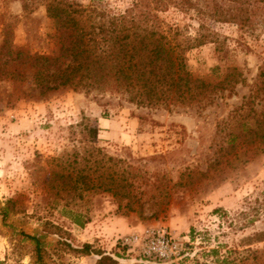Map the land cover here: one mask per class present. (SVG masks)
I'll return each instance as SVG.
<instances>
[{"label": "rangeland", "instance_id": "374dc122", "mask_svg": "<svg viewBox=\"0 0 264 264\" xmlns=\"http://www.w3.org/2000/svg\"><path fill=\"white\" fill-rule=\"evenodd\" d=\"M46 1L0 0V42L6 26L16 45L52 54L57 44ZM70 1L122 10L131 0ZM246 6L264 15V3ZM158 16L182 45L207 36L186 52L195 77L218 81L236 67L243 82L233 93L167 110L140 107L110 91L66 88L38 97L29 84L1 82L2 264H34L33 243L21 232L41 236L45 264H96L99 253L115 264H146L121 242L159 225L186 242L188 255L174 264H264V143L245 133L253 120L238 110L264 68V30L219 23L194 10L170 8ZM87 120L98 129L93 144L78 127ZM89 146L127 172L128 196L121 202L101 192L67 201L50 190L54 160ZM85 244L89 255L72 250Z\"/></svg>", "mask_w": 264, "mask_h": 264}, {"label": "trees", "instance_id": "16d2710c", "mask_svg": "<svg viewBox=\"0 0 264 264\" xmlns=\"http://www.w3.org/2000/svg\"><path fill=\"white\" fill-rule=\"evenodd\" d=\"M221 1L229 6L219 0H131L122 10H107L70 0H47L45 11L53 21L56 50L45 55L18 46L5 26L0 42V83L29 84L38 97L66 88L110 91L125 94L127 101L137 106L166 110L199 104L217 92L233 93L235 85L243 82L236 67L227 68L218 81L195 77L188 67L186 52L203 45L207 36L187 39L182 45L174 29L164 30L158 16L170 8L185 13L194 10L219 23L240 28L259 24L264 30V15L246 6L264 0ZM238 110L243 111L242 119L253 120L245 133L264 143V68ZM78 127L87 144L97 140L98 129L88 120ZM89 148L82 154L75 150L71 156L54 160L56 170L51 174L50 190L67 201L101 192L121 202L128 196L127 172L115 168L117 161L99 148ZM123 209L132 211L129 204ZM7 215L3 212V220ZM20 234L33 243L34 264H45L46 248L41 236ZM72 250L82 255L91 253L87 244ZM97 255L96 264H115L111 257Z\"/></svg>", "mask_w": 264, "mask_h": 264}, {"label": "built area", "instance_id": "2783aa9c", "mask_svg": "<svg viewBox=\"0 0 264 264\" xmlns=\"http://www.w3.org/2000/svg\"><path fill=\"white\" fill-rule=\"evenodd\" d=\"M121 243L146 264H174L188 255L186 242L162 225L128 235Z\"/></svg>", "mask_w": 264, "mask_h": 264}]
</instances>
